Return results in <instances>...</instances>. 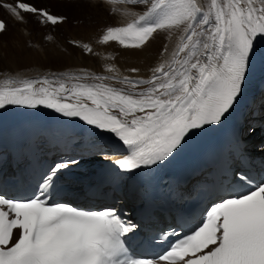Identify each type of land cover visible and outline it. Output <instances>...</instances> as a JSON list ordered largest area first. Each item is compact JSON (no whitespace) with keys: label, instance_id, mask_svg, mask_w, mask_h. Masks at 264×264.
Listing matches in <instances>:
<instances>
[{"label":"snow or ice","instance_id":"1","mask_svg":"<svg viewBox=\"0 0 264 264\" xmlns=\"http://www.w3.org/2000/svg\"><path fill=\"white\" fill-rule=\"evenodd\" d=\"M128 2L141 11L127 13L133 19L123 26L108 27L101 44L143 49L159 32L179 33L171 58L152 68L150 78L84 72L0 80V109L43 107L77 118L93 135L111 134L127 152L116 161L125 173L163 166L200 130L226 120L257 57H264L258 51L264 0ZM3 7L21 22V13L50 26L64 22L23 0ZM6 30L0 20V33ZM83 48L92 52L87 44ZM106 71L116 69L109 65ZM72 163L52 166L26 199L0 194V264H264V178L255 184L248 177L238 180L244 191L219 196L191 231L174 229L175 239L165 242L158 258H132L126 244L135 226L115 207L87 210L50 201Z\"/></svg>","mask_w":264,"mask_h":264},{"label":"bare ground","instance_id":"2","mask_svg":"<svg viewBox=\"0 0 264 264\" xmlns=\"http://www.w3.org/2000/svg\"><path fill=\"white\" fill-rule=\"evenodd\" d=\"M7 1L8 0H0V2H2L3 4L7 3ZM74 1L83 2L79 0H29L27 1V3H30L37 8H42L46 11H49L53 15H56L53 13V10L55 8L61 5H67L68 2ZM16 2L17 0H12L11 5H14ZM23 2L25 1L23 0ZM84 2L93 4V7L85 10L89 13L107 17L109 13L112 12L113 15H115L114 17L117 18L116 23L113 27L123 26L131 19H133V17L127 15V13H139L141 11L140 7L134 6L129 2L128 4L122 5L121 3H119L120 1H116L115 3L112 1H102L103 8L98 7V3L100 1L98 2L89 0ZM64 7L66 8V12L71 10L70 7H75L76 10L72 9L70 12H68L73 16L83 12L79 11L81 9L77 10L75 5H68ZM21 15L26 18L27 16H32L31 14L25 13H21ZM9 16L11 21L22 25V28L20 29L21 32L18 31L15 34V36H17L16 44L21 45L23 41L27 40L28 36L26 37V33H28L30 29L27 27V25H25L26 23L24 21H18L10 12ZM10 20L7 22V30L5 32H7L9 27L11 26ZM42 25L48 26V28L52 27L46 24ZM92 30H90L89 32L85 30L80 31L79 29H75L69 33V35H72V39L80 44L81 48H83L84 44L89 45L92 48L91 53H84L83 51L78 50L75 46L65 44V42L63 40H59V38V41L57 40V45H54L52 47L53 53L51 54H48V52L44 50L42 46L39 47L37 54L34 55L33 53L25 55L20 49L15 48L16 45L13 48L11 47L9 51L7 49L2 50L3 48H0V80H3L5 78L38 79L46 76L51 78L66 73L81 74L84 72L95 75H116L119 78L127 76L132 79H148L152 75V68L158 66L159 63H162L163 61L169 60L171 58V53L176 47L179 37V33L174 32L173 34L169 35V33L167 32H159L155 34L154 38L149 41L148 45H146L143 49H124L114 41L110 42L107 45L101 44L99 41L103 36V32L100 31V33H97ZM5 32L1 33L0 37H2ZM82 32H84L85 34ZM258 40V51L262 49V52L264 50V40H260V38H258ZM6 47L9 48L8 46ZM165 48H167V52L164 51ZM109 65L115 67V73H108L106 71V68ZM132 69H136L137 71L133 72ZM116 86L119 87L120 85ZM262 108L264 109V102H262L261 104V109ZM261 144L262 142H259L258 145Z\"/></svg>","mask_w":264,"mask_h":264},{"label":"rangeland","instance_id":"3","mask_svg":"<svg viewBox=\"0 0 264 264\" xmlns=\"http://www.w3.org/2000/svg\"><path fill=\"white\" fill-rule=\"evenodd\" d=\"M24 1L27 2L29 0H24ZM122 1L123 2H121L120 0L119 3H121L122 5L128 4V1H124V0ZM11 2L12 0H8L7 4L10 3L11 5ZM99 3H98V7L103 8V4H102L103 2L100 1ZM68 5H73V6L75 5L77 10L81 9L79 11H83V12L73 16L68 12H70L72 9H75V7L71 8L72 7L71 6L70 7L71 10L66 12V8L64 6H68ZM91 7H93L92 3H86V2L83 3L77 1L68 2L67 5H61L55 8L53 10V13L58 16L64 17L65 23L59 24V26H52L49 28L48 26L38 23V18L36 17L33 16H27V18L24 17V22L26 23L25 25H27V27L30 30L28 31V33H26V37L28 36L27 40L23 41L21 45L20 44L17 45L16 44L17 36H15V34L16 32L20 31L22 25L17 24L10 20L9 10L4 8L3 3L0 2V19L6 20V22L10 20V24H11L8 31L5 32V34L2 35V37H0V48H3L2 50L7 49L9 51L11 47L13 48L16 45L15 48L20 49L25 55H29L30 53L31 54L33 53L34 55L37 54L39 47L42 46L44 50L48 52V54H51L53 53L52 47L54 45H57L58 43L57 40L59 38V40L61 41L63 40L65 44L75 46L78 50L83 51L85 53L86 51L84 50V48H81L80 44L76 42L74 39H72V35H69V33L75 29H79L80 31L85 30L89 32L90 30L93 29L92 31H95L97 33L98 32L100 33V31H102L104 34L108 27H113L115 25L117 19L116 17H114L115 15H113L112 12H110L107 17L106 16L102 17L101 15L98 14L96 15L85 11L90 9ZM49 37H51V39H49ZM6 46H8L9 48H7Z\"/></svg>","mask_w":264,"mask_h":264}]
</instances>
